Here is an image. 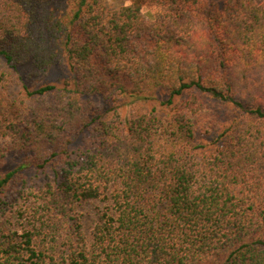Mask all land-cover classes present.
I'll use <instances>...</instances> for the list:
<instances>
[{
    "label": "trees",
    "instance_id": "16d2710c",
    "mask_svg": "<svg viewBox=\"0 0 264 264\" xmlns=\"http://www.w3.org/2000/svg\"><path fill=\"white\" fill-rule=\"evenodd\" d=\"M0 59L69 72L0 116V264H264V0H0Z\"/></svg>",
    "mask_w": 264,
    "mask_h": 264
},
{
    "label": "rangeland",
    "instance_id": "374dc122",
    "mask_svg": "<svg viewBox=\"0 0 264 264\" xmlns=\"http://www.w3.org/2000/svg\"><path fill=\"white\" fill-rule=\"evenodd\" d=\"M110 4L117 3H128V0H107ZM223 3L224 0H216ZM263 0H257V2H262ZM151 6L145 4L144 11L150 9ZM69 76V72L64 64H53L48 67L44 72L32 68L30 62L22 63L18 65L17 68H11L6 65L0 59V116L2 118L9 115H14V113L19 112V108L22 107L21 100L24 99L28 90H32L35 87L47 84V83H59L63 79ZM160 96L159 93H156ZM205 102V117L210 116L211 128L217 125H226V122L237 115L235 109L226 103L216 101L212 98L204 97ZM103 101H99L98 107H102ZM151 106V101H139L130 104H124L122 107L118 108V111L122 118H127L132 112L139 108H146ZM0 139L3 141L5 137L1 136ZM27 154L22 152H9L4 159V164L2 171L11 169L13 166L18 164L20 161L24 160ZM33 172L27 173L30 176ZM17 192L12 188L0 189V223L5 220H10L6 218L10 209L5 207V202H10L11 206L15 204ZM94 203L93 202H81L77 208L78 214L83 222L84 230L87 232L94 221ZM4 209V210H3ZM12 219V218H11ZM13 220V219H12Z\"/></svg>",
    "mask_w": 264,
    "mask_h": 264
}]
</instances>
